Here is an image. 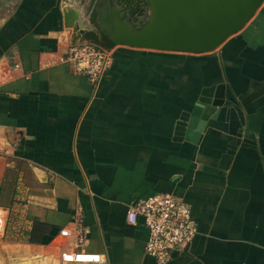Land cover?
<instances>
[{"label": "crops", "instance_id": "0c3cea01", "mask_svg": "<svg viewBox=\"0 0 264 264\" xmlns=\"http://www.w3.org/2000/svg\"><path fill=\"white\" fill-rule=\"evenodd\" d=\"M102 1L0 0V264H159L127 218L158 193L198 227L166 264H264V3L211 52L116 45L94 86L66 56ZM218 83L223 105L187 140Z\"/></svg>", "mask_w": 264, "mask_h": 264}, {"label": "water", "instance_id": "95a60500", "mask_svg": "<svg viewBox=\"0 0 264 264\" xmlns=\"http://www.w3.org/2000/svg\"><path fill=\"white\" fill-rule=\"evenodd\" d=\"M93 23L76 24L78 37L102 44L111 50L116 45L169 51L206 53L218 48L241 30L264 0H103ZM102 10V11H101ZM144 17L142 24H138ZM137 25V26H136ZM105 36L107 44L101 43ZM225 83L201 90L187 130V140L197 142L210 119L211 108L225 100Z\"/></svg>", "mask_w": 264, "mask_h": 264}, {"label": "built area", "instance_id": "2783aa9c", "mask_svg": "<svg viewBox=\"0 0 264 264\" xmlns=\"http://www.w3.org/2000/svg\"><path fill=\"white\" fill-rule=\"evenodd\" d=\"M66 60L75 72L85 75L92 85L97 86L111 66L113 55L112 50L99 44L83 42L70 46ZM139 217L144 219L149 230L146 253L159 264L169 262L173 251L187 246L198 233L191 205L172 193H158L132 201L127 210L128 221L136 223ZM62 232L69 233L68 230ZM73 259L99 262L104 258L100 253L80 251L73 254Z\"/></svg>", "mask_w": 264, "mask_h": 264}, {"label": "rangeland", "instance_id": "374dc122", "mask_svg": "<svg viewBox=\"0 0 264 264\" xmlns=\"http://www.w3.org/2000/svg\"><path fill=\"white\" fill-rule=\"evenodd\" d=\"M262 5H263V4H262ZM262 5H261V6H262Z\"/></svg>", "mask_w": 264, "mask_h": 264}]
</instances>
